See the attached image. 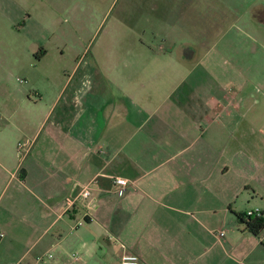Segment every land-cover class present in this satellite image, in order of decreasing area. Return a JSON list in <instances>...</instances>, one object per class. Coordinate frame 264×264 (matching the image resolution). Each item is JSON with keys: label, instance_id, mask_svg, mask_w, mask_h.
<instances>
[{"label": "crops", "instance_id": "obj_1", "mask_svg": "<svg viewBox=\"0 0 264 264\" xmlns=\"http://www.w3.org/2000/svg\"><path fill=\"white\" fill-rule=\"evenodd\" d=\"M30 2L0 0V264H264V230L238 217H264V83L248 64L264 45L239 47L237 5L199 0L182 33L68 60L30 33ZM87 185L94 206L68 208Z\"/></svg>", "mask_w": 264, "mask_h": 264}, {"label": "rangeland", "instance_id": "obj_2", "mask_svg": "<svg viewBox=\"0 0 264 264\" xmlns=\"http://www.w3.org/2000/svg\"><path fill=\"white\" fill-rule=\"evenodd\" d=\"M152 1L57 0V6H39L38 0H31L33 19L26 24L30 33H41L45 40L43 44L51 49L53 57L65 53V58L70 60L76 48L89 46L92 52H99L108 48L118 50L127 45L134 47L139 40L156 42L152 33H182V16L199 21V15L204 14L203 8L197 5L199 0H192L196 3L189 9L185 8L187 9L185 14H181L176 10V6L170 4L178 0H154L153 3ZM227 1L237 5L239 10V20L235 24L238 32L235 30L232 32L234 39L237 33L239 47L247 43L240 33H249L257 41L255 44H249V48L263 46L264 19L260 18H264V0ZM258 10L261 11L259 16L257 13L256 17L252 15ZM184 33H188L191 45L198 48L197 43L202 39L198 24L186 29ZM213 42V39H210L209 44ZM263 54L259 52L253 62L248 63L251 67L250 73L260 80L256 83L258 88H262L264 83Z\"/></svg>", "mask_w": 264, "mask_h": 264}, {"label": "built area", "instance_id": "obj_3", "mask_svg": "<svg viewBox=\"0 0 264 264\" xmlns=\"http://www.w3.org/2000/svg\"><path fill=\"white\" fill-rule=\"evenodd\" d=\"M29 148L30 146L27 147L26 144L20 143L18 150L22 154L25 149H29ZM129 186H130V182L125 178L116 177L113 179V187L115 188V191L119 197H123L126 194ZM80 200L86 201L88 203L89 208H92L94 206V199L92 197V188L89 185L85 186L76 198L67 199L68 208L69 206L70 207L74 206L75 203ZM247 215L249 217H263V213L260 210L249 211L247 212ZM83 224H84V220L78 221L75 227H80ZM224 235H225L224 231H220L219 237H224ZM4 238H5V233L0 230V242ZM50 258H52V255L48 254L37 258L35 262L26 263V264H41L46 259H50ZM71 258L76 261L80 260L79 255H72ZM118 264H140V257L136 254L124 253L121 256Z\"/></svg>", "mask_w": 264, "mask_h": 264}, {"label": "trees", "instance_id": "obj_4", "mask_svg": "<svg viewBox=\"0 0 264 264\" xmlns=\"http://www.w3.org/2000/svg\"><path fill=\"white\" fill-rule=\"evenodd\" d=\"M238 217L248 232L259 235L264 230V217H249L247 214Z\"/></svg>", "mask_w": 264, "mask_h": 264}]
</instances>
